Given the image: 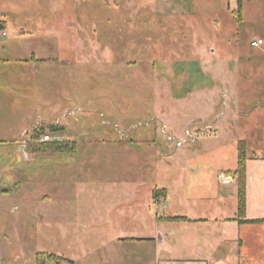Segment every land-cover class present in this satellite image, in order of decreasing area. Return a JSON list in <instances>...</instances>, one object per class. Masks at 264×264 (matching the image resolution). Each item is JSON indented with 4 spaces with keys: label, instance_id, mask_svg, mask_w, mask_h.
<instances>
[{
    "label": "rangeland",
    "instance_id": "1",
    "mask_svg": "<svg viewBox=\"0 0 264 264\" xmlns=\"http://www.w3.org/2000/svg\"><path fill=\"white\" fill-rule=\"evenodd\" d=\"M238 5L0 0L1 264H136L146 250L112 236L139 228L153 188L233 181L235 139L264 130V44L250 45L264 41V0ZM161 123L197 139L176 147ZM55 141L74 151L30 152ZM43 215L73 231L10 233Z\"/></svg>",
    "mask_w": 264,
    "mask_h": 264
},
{
    "label": "crops",
    "instance_id": "2",
    "mask_svg": "<svg viewBox=\"0 0 264 264\" xmlns=\"http://www.w3.org/2000/svg\"><path fill=\"white\" fill-rule=\"evenodd\" d=\"M263 44L264 41L260 45ZM230 95L234 99L232 91ZM250 127L247 125L242 135L235 139V158L231 167L225 169L226 173L235 170L237 142L244 141L243 214L237 213V184L232 175L231 183L178 182L161 189L153 188L150 199L142 203L144 208L139 217V228L128 236H112L120 244V240H132L133 248L146 250L137 257L136 264H264V130L253 133ZM21 149L22 159H29V154L23 147ZM155 191L158 192L156 195ZM23 203H26L25 207L33 206L28 199ZM64 225L63 219L43 215L36 220L11 221L9 231L14 236L27 232L63 235L65 230L73 231L72 223L69 222L67 227ZM112 230L109 227L106 232ZM10 252L15 261L23 255L17 248ZM5 255V251L0 249V256ZM50 255L49 264L62 260L73 263L71 259Z\"/></svg>",
    "mask_w": 264,
    "mask_h": 264
},
{
    "label": "trees",
    "instance_id": "3",
    "mask_svg": "<svg viewBox=\"0 0 264 264\" xmlns=\"http://www.w3.org/2000/svg\"><path fill=\"white\" fill-rule=\"evenodd\" d=\"M244 0H238V12H240L241 2ZM74 142H44L41 144H33L29 147L30 152H72L74 151ZM30 146V145H29ZM237 164L233 175L237 184V201H238V215H242L245 208V161H246V145L244 141L237 142ZM28 153V152H26ZM179 217H171L170 219H177ZM38 263L40 264L39 260Z\"/></svg>",
    "mask_w": 264,
    "mask_h": 264
},
{
    "label": "built area",
    "instance_id": "4",
    "mask_svg": "<svg viewBox=\"0 0 264 264\" xmlns=\"http://www.w3.org/2000/svg\"><path fill=\"white\" fill-rule=\"evenodd\" d=\"M262 42H263L262 39L257 38V39H253V40H251L250 45L253 46V47H255V46H259L260 44H262ZM225 97H226V95L223 94V95H222V98L225 99ZM115 127H116V126H115ZM207 129H211V127H210V126H207ZM160 132L165 136V138H166L167 141L174 142L176 147H180V146H182V145H183L185 142H187V141H188V142H195L196 139H197V138H196L197 135H195V134L191 131V129L186 128L185 131H184L185 138L179 140V139L176 138L174 135L167 133L166 125L163 124V123L160 124ZM121 137H122V136H121ZM42 139H43V141H44V140L47 141V140H49V136L44 135V136L42 137ZM221 181H225V182H227V181H232V178H231V176H229V175H222V179H221Z\"/></svg>",
    "mask_w": 264,
    "mask_h": 264
}]
</instances>
